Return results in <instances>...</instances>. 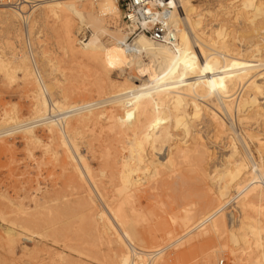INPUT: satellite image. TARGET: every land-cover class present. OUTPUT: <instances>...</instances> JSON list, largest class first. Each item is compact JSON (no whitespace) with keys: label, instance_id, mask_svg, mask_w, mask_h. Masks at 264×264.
<instances>
[{"label":"rangeland","instance_id":"1","mask_svg":"<svg viewBox=\"0 0 264 264\" xmlns=\"http://www.w3.org/2000/svg\"><path fill=\"white\" fill-rule=\"evenodd\" d=\"M89 1L94 6L97 4L93 0ZM236 1L193 0V4L203 14L202 25L205 29H215L219 22L224 21L221 24L226 26L224 28H227V31H231L230 36L234 38H229L232 39V47L245 52L246 49L249 51L253 48L250 47L253 41L238 36L252 28L244 20L235 19ZM38 13L39 10L35 11L31 17L32 20L27 26V37L36 68L43 75L49 90L55 97H64L66 103L77 104V107L108 100L110 95H106L107 91L103 94L96 92L98 72L94 64L86 57L72 52L64 42L63 29L53 22L49 14L41 25L32 23ZM121 15L120 12L117 24L126 28ZM70 18L75 28L78 20L72 15ZM261 22L259 20L258 24ZM16 29L13 33L12 30L0 27V61L7 64L10 74H14V78H8L9 76L0 69V264H117V260L127 249L125 244H128L129 248L133 247L138 253L145 252V256H141L143 264H264V247H261L264 243L263 217L260 216L257 205L248 202L250 199L244 202L246 205H242V200L231 201L219 214L225 215L226 228L231 225L228 217L232 216L234 223L231 231L237 229L234 225L238 224L243 216L253 217L254 219L250 220L254 227L251 225L252 227L246 228L248 230H244L248 235L239 236L236 241H232L228 232L227 235L216 236L208 222L195 228L199 221L207 218L210 212L223 206L229 199L219 203L215 198L216 186L208 176L205 178L203 175L213 173L210 171L215 169L220 170V167L226 165L227 159L229 162L233 160L228 158L232 143L239 156L251 154L249 157L259 162L261 158L257 153L258 141L256 138H249L248 134L252 133L257 135L259 140H263V121L256 123L255 120H248L236 123L237 118H233L235 120L230 124L226 120L227 127L232 130L217 139L211 129L200 124L197 129L203 133V141L209 150L208 156L188 153L190 156L186 154L182 156L183 159L176 157L170 169L159 167L152 180L149 179L148 173L139 175L147 180L137 192L127 195L128 197L120 195L119 160L127 155L125 151L121 152V123L104 118L112 109L109 103L93 107L95 113L104 111L103 118L78 126V153L83 156L82 167L85 168L84 163H87L88 167L87 171L80 167L82 170L78 169L83 172V180L79 177L80 171L77 173L72 169V163L66 159L57 142H50V135L44 125L33 128L38 142L32 140L27 132L20 131L21 129L12 130L17 122L30 120L35 102L34 93L37 90V83L32 76L35 71L25 46V26L16 21ZM77 35L74 37L79 40ZM74 48L77 50L79 46ZM17 66L27 67L29 72L26 73V69L23 70L22 67V72L17 71L21 70ZM131 73L133 74L132 71L127 72L129 75H132ZM25 74L31 78L28 75L24 77ZM127 74L120 76L117 81L122 82ZM262 162L264 164V155ZM64 163H68L66 170L63 169ZM88 171L90 176L86 175ZM206 188L209 190H205ZM232 191L233 189L229 192V197L235 194ZM186 209L191 210L194 215L187 228L180 221L182 211ZM207 211L210 212L204 216L200 214ZM101 212L108 217L104 221L107 223L109 219L108 224L112 221L118 229H114L113 223L109 224L111 235L96 232V224L101 221L98 220ZM199 217L201 218L198 219ZM253 220L258 221L257 224ZM260 223L263 224L261 227ZM126 224L135 238L133 243L126 237ZM257 225L262 231L260 228V232L258 231ZM24 228L29 229L28 232ZM250 228L256 231L252 233L260 237L252 235ZM8 229L20 236L11 247L4 234ZM191 229L192 231L182 238ZM227 229L229 231V228ZM118 235L120 238L123 236L122 246L116 241ZM152 235L156 238V246L152 245ZM23 236L28 239L27 242L23 240ZM257 238L262 241L255 242ZM151 254H156L155 260ZM133 257L135 262H139L137 257Z\"/></svg>","mask_w":264,"mask_h":264},{"label":"bare ground","instance_id":"2","mask_svg":"<svg viewBox=\"0 0 264 264\" xmlns=\"http://www.w3.org/2000/svg\"><path fill=\"white\" fill-rule=\"evenodd\" d=\"M96 3L94 6L89 0H21L16 9L9 5H0V27L12 30L13 33L17 30L16 21H20L27 28L35 11L39 10V13L32 21L34 24L41 25L47 20L46 17L48 18L49 14L53 22L59 24L63 29L64 42L72 52L86 57L96 67L98 72L96 92L103 94L107 91L106 95H110L106 101L85 104L82 107L79 105L77 107V104H68L64 97L60 99L54 96L37 68V73L35 71L34 74L31 71L34 75L30 74L37 83L31 118L27 122H17L12 130L21 129L20 131L27 132L32 140L38 142L33 128L44 125L50 135V142H57L63 149L66 159L72 163V169L78 173L82 170L80 168H83L81 165L83 156L78 153L76 144L78 126L103 118L104 111L95 113L93 107L109 103L112 105V109L108 113L109 115L104 118L121 123L123 135L121 152L125 151L127 155L119 160L120 187L118 193L129 196L135 191L137 192L147 180L140 178L139 175L148 173L149 179L152 180L159 167L170 169L176 157L183 159L182 156L189 155L188 153L208 156L209 150L203 141V133L201 134L197 129L200 124L211 129L213 136L217 139L220 135L232 130L227 127L226 120L230 124L236 118V123L248 120H255L256 123L263 121L264 123V0H237L235 2L234 7L237 11L235 19L244 20L252 28L238 36V38L243 37L253 41L250 44V47L253 48H250L249 51L246 49L245 52L237 51L236 46V49L234 46L232 47L231 40L234 38L230 36L231 31H227V28H224L226 26L221 24L224 21L219 22L215 29L207 30L202 25L203 14L195 7L193 0H174L171 24L176 31V45L173 48L157 45L151 42L148 37L139 35L134 40L133 52L128 53L123 45L129 36V31L120 27L119 23L117 24L121 12L117 3L114 0H100ZM70 15L75 16L78 20L75 28ZM235 19L234 21H236ZM259 20L262 21L260 24H258ZM85 30L88 32L85 41L76 40L74 36ZM229 38L232 39L229 40ZM255 40H258L257 42L260 44ZM236 42L238 43V41ZM74 46H79V48L76 50ZM22 66L17 67L21 69ZM32 68L34 67L32 66ZM0 69L9 76L8 78H14V74H10L7 64L2 61H0ZM24 69H26V73L29 72L27 67ZM17 71L22 72V69ZM129 71H132L133 74H127ZM123 74H127V76H124V80L119 83L117 80ZM27 75L25 74L24 77ZM29 77L31 78V76ZM8 115L5 114V116ZM72 118H74V124L71 123ZM37 123L40 124L37 125ZM248 137L256 138L258 141L257 153L261 158L259 162L252 160L249 157L251 154L239 156L237 148L232 143L228 158L233 160L229 162L227 159L226 165L220 167V170L215 169L214 166L215 170L210 171L213 173L203 175L205 178L208 176L212 184L216 186L215 198L219 203L229 199L213 212H210L211 209L200 214L204 216L210 212L211 214L205 218L210 229L216 236L217 234L227 235L228 232L229 239L232 241H236L239 236L248 235L244 230H248L246 228L252 227L254 224L252 225L250 220L253 217L245 215L238 224L234 225L237 227V232L236 230L231 231L234 221L232 216H229L228 220L231 225L229 224L227 227L228 231L224 221L225 215L219 214L223 207L231 201L242 200V205H246L244 202L250 199L248 202L257 205L258 212L264 222V164L262 162L264 139L259 140L258 136L252 133L248 134ZM242 142L245 143L243 140ZM86 164H83L84 171H87L86 168H88ZM63 165V169L66 170L68 163ZM78 169L80 170L78 171ZM87 173L88 176L89 171ZM81 174L83 175V172L80 171L79 177H84V175L81 177ZM85 178L87 179V177ZM231 189L235 194L229 197ZM182 212L180 221L187 228L194 215L191 210L186 209ZM99 215V219L95 218L101 219L102 222L96 224V232L101 235H111L110 225L113 222L110 220L109 225V219L107 223L104 221L108 217L102 212ZM256 215L258 216V214ZM123 217L126 219L124 215ZM260 224L261 227L263 224ZM113 226L112 230H118L115 226L113 229ZM257 226L258 231L260 229L262 231V228ZM125 228L126 237L133 243L135 238L129 232V225ZM24 229L27 232L29 230ZM250 229V233L256 236L257 234L252 233L256 231ZM191 231L192 229L182 238ZM4 234L9 240L10 247L20 237L10 229L5 230ZM118 234L120 233L118 232ZM118 237L116 241L122 246L124 244V240L121 239L123 236ZM151 239L152 245H155V236L152 235ZM23 240L28 239L24 238ZM258 240L255 242L262 241ZM125 246L127 249L121 254L117 264H143L144 260L142 261L143 257L141 256L145 252L138 253L133 247L129 248L128 244ZM131 252L132 254H130ZM146 255L148 256V254ZM133 256L137 257L139 262H135ZM153 258L155 260V256ZM152 263L155 264V262Z\"/></svg>","mask_w":264,"mask_h":264},{"label":"built area","instance_id":"3","mask_svg":"<svg viewBox=\"0 0 264 264\" xmlns=\"http://www.w3.org/2000/svg\"><path fill=\"white\" fill-rule=\"evenodd\" d=\"M99 0H93L97 2ZM121 11V20L129 31V36L123 45L128 53L133 52L134 40L139 35H144L157 45H166L173 48L176 43V31L171 24L174 0H114ZM21 0H0V5H9L18 8ZM26 32V48L30 63L37 73L36 63ZM88 32H80L78 38L84 42ZM206 219L198 222L197 227L206 224ZM156 254H151L154 256Z\"/></svg>","mask_w":264,"mask_h":264}]
</instances>
